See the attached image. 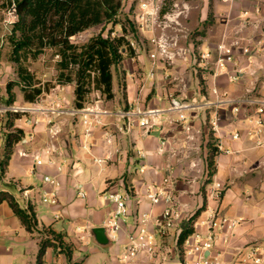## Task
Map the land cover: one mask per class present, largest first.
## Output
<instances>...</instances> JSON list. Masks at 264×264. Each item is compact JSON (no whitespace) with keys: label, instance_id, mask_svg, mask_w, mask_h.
<instances>
[{"label":"crops","instance_id":"0c3cea01","mask_svg":"<svg viewBox=\"0 0 264 264\" xmlns=\"http://www.w3.org/2000/svg\"><path fill=\"white\" fill-rule=\"evenodd\" d=\"M208 5L207 1H201L200 7L192 13L190 27L196 29L200 23L205 27ZM213 6L212 29L199 33V42L192 40L198 50L213 48L224 38L228 27L229 37L226 38L235 37L237 34H233V29L240 26L239 10L250 7L251 3L243 0L231 6L215 0ZM195 11H200V19H194ZM7 24L8 21H4V25ZM1 33L0 39L3 38ZM259 35L260 31L256 33L257 37ZM255 41L251 61L241 52L237 54L238 80H231L229 74L225 73L215 76L213 68L207 66L201 72L206 88L201 87L199 77L194 76V70L186 64L168 66L164 70L159 67L156 78H151L148 75L152 68L151 61L147 53H142L139 57L124 61L123 84H119L115 72L113 99L100 97L89 101L84 108H76L74 87L69 84L58 85L37 104L25 102L23 98L24 106L35 105L38 108L16 121V126L25 131V139L15 146L1 178L0 190L11 192L21 208H34L38 230L33 233L27 231L9 203L3 202L0 205V264H37L40 243L47 236V230L64 234L65 243L72 247L73 261H82L83 264H125L119 260V256L127 234L133 228L137 211L152 210L156 216L165 207L164 204L152 207L144 195L145 185L162 184L165 177L171 178V188L179 196L185 210L181 229H173L159 237L165 249L177 250L178 236L192 224L193 218L196 221L201 207L209 202V186L214 180H219L225 185V191L220 201L212 200L211 204L222 214L240 221L229 240L223 237L219 239L217 248L220 262L255 264L242 257L250 248H257L262 258L258 264H264V149L256 145L257 136L248 133L253 127L248 117L255 114V107L247 110L248 107L244 108V105L238 114L232 110L233 103L240 99H264V37L260 47L258 40ZM9 63L0 53L2 92L6 77L17 75ZM165 70L178 73L181 79L186 78L187 81L173 83L164 79ZM251 71L255 74L252 75ZM215 88L218 93L214 92ZM170 95L185 98L190 103L188 116L193 140H188V133L176 123L178 113L169 109ZM138 106L147 110L160 109L156 116L157 124L150 128L139 125L128 127L127 118L122 113ZM215 115L220 118L219 133L214 132L210 124ZM27 119L37 120L38 123L31 124ZM50 119L60 128L55 135L49 131ZM88 127L92 128L89 137L85 135ZM237 130L242 137L235 140L231 132ZM261 137L264 138V133ZM86 140L91 142L90 150L83 147ZM163 141L166 142L164 146ZM219 141L232 152H218L216 143ZM50 147L54 151L49 154L47 150ZM212 147L216 153L211 166L209 157ZM141 152L146 156L141 157ZM36 154L43 158V164L35 163ZM97 159L103 162H97ZM193 162H197L196 167L192 166ZM142 166H145L143 171ZM25 168L36 182L23 180L15 173ZM47 175L55 178L58 185L46 182ZM9 185L17 187L19 193L16 195ZM78 185H82L85 197L79 196ZM109 187L129 195L130 214L122 220L120 240L111 241L108 244L110 248L104 249L108 245L98 244L89 231L95 227H105L113 210V205L103 197ZM52 192L57 193V203L44 202V195ZM43 204L47 211L40 212L39 206ZM151 229H156L154 219ZM92 241L97 249H90V255L74 251L86 249ZM43 261V264H70L60 246L48 248ZM134 264L159 262L140 259Z\"/></svg>","mask_w":264,"mask_h":264},{"label":"built area","instance_id":"2783aa9c","mask_svg":"<svg viewBox=\"0 0 264 264\" xmlns=\"http://www.w3.org/2000/svg\"><path fill=\"white\" fill-rule=\"evenodd\" d=\"M221 1L233 6L240 0ZM250 1V7L241 8L239 10V18H241L240 23L242 28H248L249 24L253 27V34L249 37L239 35L231 41L224 36L213 48L205 51L196 49L192 42L187 43L185 46L181 45L178 36L169 38L166 35L165 30L169 28H175L174 30L176 31L181 30L183 23L180 21V16H182L184 11L177 13L176 9L172 10L171 8V11H166L164 13L163 5L165 0H140L139 11L136 13V19L138 21L137 26L143 31L148 30L153 33L151 32L152 34L148 36V38L141 39V44H139L137 40L129 38L130 46L135 49L136 53L143 50L145 41L151 46L148 51L152 62V68L148 73L151 78H156L159 67L164 70L168 65L177 63L186 64V66L191 67L194 72L200 70L205 71V67H207V64L211 63L212 60L214 61L213 70L215 76L226 73L229 74L231 80H238V52H241L243 56H246L248 60L251 61L254 51L253 45H256L255 40H258L257 45L260 47L262 45V38L264 37V0ZM184 8L186 9L185 11L189 10L187 4ZM258 31H260V35L257 37L256 33ZM183 36L186 38L188 37L187 35ZM165 71L166 72L163 73L164 79H169L173 83L179 80L180 77L175 76L170 70ZM251 74L254 75L255 72L251 71ZM214 92L218 93L217 88L214 89ZM169 101V109L178 113L176 123L178 126H181L185 133H188V140H193L194 135L190 134L193 130L190 122L191 119L188 116V110L191 108L190 103L185 98H180L176 95H170ZM233 104L232 110L237 114L241 112L244 105V108L248 107L247 110L249 107H255V114L249 115L248 117L249 123L253 126L252 130L248 133L257 136L256 145L264 149V138L261 137L264 133V99L247 97ZM23 110L28 109L23 108ZM159 113L160 109L147 110L138 106L124 111L122 116L127 118L128 127L139 125L150 128L157 124L156 116ZM28 122L31 124L38 123L37 120L31 119L28 120ZM98 123H101V121H98ZM48 124H50L49 131L53 135L60 131L59 126L56 125L52 119L48 120ZM210 124L214 132H220V118L218 115H215L211 119ZM91 131L92 128L88 127L85 135L87 137L91 136ZM231 137L238 140L241 139L242 135L241 132L237 130L231 132ZM165 144L166 142L163 141L162 146ZM83 147L86 150H90L91 142L87 140L84 141ZM216 148L218 152L227 154L232 152L231 149L225 148L221 141L216 143ZM52 151H54L53 147H50L47 153L50 154ZM145 156L146 154L141 152V157ZM34 161L37 165H41L44 162L39 154L34 155ZM97 162L101 163L103 160L97 159ZM196 165L197 162H193L192 166L196 167ZM144 168L145 166H142L141 170L143 171ZM45 181L58 185L57 180L49 175L45 176ZM78 190L79 196L85 197L86 193L82 185H78ZM224 191L225 185L219 180H214L207 190L208 204L206 206L204 204L201 207L202 211L196 221L188 225V227L192 226V232L186 237L182 245H178L177 250L173 252L164 248L159 237H163L173 229H181L185 210L179 200V196L171 188L170 177H165L162 184H146L144 195L152 207L159 204H164L165 207L162 212L156 216L153 215L152 210L137 211L133 228L127 234L123 243L119 260L125 264H134L140 259H149L158 262L168 257L175 259L176 254L178 256V263L180 264H223L219 260L220 253L217 248L219 239L223 237L224 240H229L240 223L238 219L222 214L218 208L211 204L212 200L220 201ZM103 197L113 205V210L107 218L105 227L107 228L111 241L118 242L122 231V220L130 214V206L128 203L129 195L109 187L104 191ZM43 201L49 204H56L58 201L57 193H46L43 197ZM153 219L156 226L154 230L151 229ZM241 253H244V251ZM242 258L245 261H253L255 264L262 261L257 248H250L248 252H245Z\"/></svg>","mask_w":264,"mask_h":264},{"label":"trees","instance_id":"16d2710c","mask_svg":"<svg viewBox=\"0 0 264 264\" xmlns=\"http://www.w3.org/2000/svg\"><path fill=\"white\" fill-rule=\"evenodd\" d=\"M13 6L17 8L19 21L12 24L11 33L6 36L10 48L5 51L0 49L5 60L17 65L18 79L7 84L8 105L16 102L15 86L21 87L23 98L28 103H34L40 95L49 91L51 86L42 85L26 65L28 60L37 59L46 49L55 50L59 56L56 63L57 83H74L76 108L86 106L93 90L100 91L107 100L114 98V69L126 59L135 56L129 38L139 37L136 15L132 13L131 18H126L131 29L125 21L117 19L122 10V0H2L0 8L10 11ZM119 22L123 29V34L119 36H112L111 33L105 36L103 28V31L91 37L87 43L78 44L72 41V37L94 26ZM3 41L1 38L0 42ZM24 113H12V120L9 122L12 130L5 136L2 175L16 144L25 137V131L15 123ZM215 153L212 148L209 157L211 166ZM3 202L9 203L27 231L33 233L38 230L37 216L32 206L25 210L11 192L0 190V205ZM191 222H194V218ZM191 232L192 226L184 229L179 236L178 245H182ZM47 233L40 243L37 264H43L48 248L59 246L66 253L70 264H83L82 261H73V250L65 243L64 234L53 230H47Z\"/></svg>","mask_w":264,"mask_h":264},{"label":"rangeland","instance_id":"374dc122","mask_svg":"<svg viewBox=\"0 0 264 264\" xmlns=\"http://www.w3.org/2000/svg\"><path fill=\"white\" fill-rule=\"evenodd\" d=\"M139 1L140 0H122V10L121 13L119 15V17L117 18L118 21H125L127 24V27L129 29H131L129 23L126 21V18H131L133 15H136V13H138L139 11ZM202 0H165V3L163 5V12L165 13L166 11H171L173 9H176L177 13L178 12H182L184 11V13L182 14V16H180V21L183 23V27H181L180 31H176L174 30L175 28H169L167 30H165L166 35L169 38H175L178 36V38L180 39L181 45H186L189 42H192V40H194V42H199V39H197V36L199 33H201L203 30L207 31L209 29H212V18H211V14H213V10H214V1L215 0H205L207 1V3L209 4V12L207 15V20L205 21V27H202V24L200 23V26H196V29L192 28L189 26V22H190V18L192 16V13L194 10L197 11V9L200 7ZM221 1V0H220ZM243 1V0H240ZM240 1H238L237 3H240ZM250 1V0H248ZM236 3V4H237ZM251 3V1H250ZM188 5L189 10L185 11L186 9L184 8L185 5ZM235 5V4H234ZM241 8H248V7H241ZM240 8V9H241ZM2 10H0V31L2 32V36H3V42H0V46L1 49L3 51H5L6 49H9V44L6 41V36L10 35L11 33V28H12V24L10 23V21L12 20L10 11H4L1 12ZM195 11V16L194 19L199 18L200 19V11L197 13ZM197 14V15H196ZM129 15V16H128ZM186 15V16H185ZM239 18V16H238ZM241 19V18H239ZM4 21H8L7 26L4 25ZM230 22V21H229ZM138 23V21H137ZM138 25V24H137ZM104 29V35H108V33H111L112 36H119L121 34H123V29H122V25L119 22V24H114V23H108L106 25L101 24V25H97L94 26L88 30H85L83 32H81L80 34L72 37V41L78 44H84L87 43L91 37L99 34L101 31H103ZM183 28V29H182ZM242 25L240 23V26H237L233 29V34L236 33L237 35L234 36H230V38L228 39L229 41L234 40L235 38H237L239 36V33H242L244 37H249L253 34V27L249 24V27L246 28H242ZM241 29V30H240ZM229 27L226 30V37H229ZM138 32V39L137 42L139 44H141V39H146L148 38V36H150L153 32L152 31H143L140 28H138L137 30ZM152 32V33H151ZM183 35H187L188 37L186 38ZM151 48V46L149 45V43L147 41L144 42L143 45V50H141L139 53L135 51V56H133V58L135 57H139L142 53H147L149 49ZM149 56V54H148ZM131 58V57H130ZM59 59V56L56 54L55 50L53 49H46L45 52L43 54H41L37 59L35 60H28L26 62V65L30 68L31 72L35 74L36 79H38L39 81H41L42 85H50V89L47 92H44L42 95H40L37 100L32 103V104H37V102H41V98L43 96H45L47 93H51L54 88H56L58 85L57 83V74L58 71L56 69V63L57 60ZM150 61L151 58L149 57ZM214 61L211 60V63L207 64V66H209L210 68H214ZM10 64V63H9ZM184 64V63H183ZM12 67L17 68V65L15 63H11ZM180 63L177 64H173V65H168L169 67H173V66H179ZM123 66L124 63L118 65V67H115L114 71L116 72V74L118 75V79L117 81L119 82V84H123L122 82V78H123ZM151 66H152V62H151ZM167 66V67H168ZM188 68H190L188 66ZM206 68V67H205ZM206 70V69H205ZM9 71V70H8ZM10 72V71H9ZM194 72V71H193ZM202 70L198 71V72H194V76H198L199 80H200V85L202 88H206V83H204L205 79L202 78ZM11 73H13V69L11 70ZM17 73V71H16ZM149 73V72H148ZM191 73V72H190ZM201 73V74H200ZM174 74V73H173ZM226 74V73H225ZM175 76L179 77L178 73L174 74ZM18 79V74L14 75L12 74V76H8L6 77L5 81L6 82V86L5 89H3V92L0 90V181L2 178V174H1V162L3 160V155H4V143H5V136L7 133H9L12 128L9 127V122L12 120V113L14 111H18V112H25L20 118L24 117L25 115L30 114L32 111H34V108H38L37 106L33 105V106H24V102H23V93L21 92V87L20 86H15L14 87V93L16 94V102L13 105H8L7 104V100L9 99V95L7 93V84L10 81H15ZM178 81H182V83H185L187 81L186 78H179ZM69 85H72L75 89V85L74 83H71ZM183 85V84H182ZM203 90V89H202ZM105 98L100 91L98 90H93L90 94V101L94 100V99H98V98ZM23 108H27L28 110H23ZM30 108V109H29ZM18 118V119H20ZM15 120L16 121L18 120ZM29 120V119H27ZM32 120V119H31ZM28 122V121H27ZM25 139V137L20 141L22 142ZM214 148V147H212ZM15 158V157H14ZM19 177H21L23 180L26 181H31V182H36V180L30 176L28 169L25 168L23 171L21 169H18L15 172ZM9 187H11V190H13V192H15V194L17 195L19 193V190L17 189V187L13 186V185H9ZM39 210L41 211H47L46 205H41L39 206ZM97 246H95V243L92 241L91 245L89 247H87L86 249H74V251H76V253H83L84 255H90L92 253V251H90V249H97ZM110 248V245L105 246L104 249H108ZM104 249L101 250V248L99 250L104 251ZM84 255H82L84 257ZM159 264H164L167 262H177L178 263V256L175 254V259H173L172 257H168L167 259H162L160 261H158Z\"/></svg>","mask_w":264,"mask_h":264},{"label":"water","instance_id":"95a60500","mask_svg":"<svg viewBox=\"0 0 264 264\" xmlns=\"http://www.w3.org/2000/svg\"><path fill=\"white\" fill-rule=\"evenodd\" d=\"M10 14L12 17V20L10 21L11 24H15L19 21V14L17 12L16 6H13L10 10ZM89 234L92 236V238L100 245H108L111 243V239L108 235L107 228L106 227H95L89 231ZM164 264H180L177 262H167Z\"/></svg>","mask_w":264,"mask_h":264}]
</instances>
